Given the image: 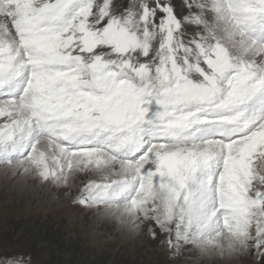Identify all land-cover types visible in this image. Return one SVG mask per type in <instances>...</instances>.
<instances>
[{
  "label": "snow or ice",
  "instance_id": "1",
  "mask_svg": "<svg viewBox=\"0 0 264 264\" xmlns=\"http://www.w3.org/2000/svg\"><path fill=\"white\" fill-rule=\"evenodd\" d=\"M0 167L264 264V0H0Z\"/></svg>",
  "mask_w": 264,
  "mask_h": 264
},
{
  "label": "rangeland",
  "instance_id": "2",
  "mask_svg": "<svg viewBox=\"0 0 264 264\" xmlns=\"http://www.w3.org/2000/svg\"><path fill=\"white\" fill-rule=\"evenodd\" d=\"M52 186L13 177L0 167V251L30 254L32 264H69L65 254L50 255L39 233L47 226L65 248L76 244L89 260L103 256L106 264H255L250 255L240 260L204 256L197 250L170 257L146 232L133 233L112 216L74 204L67 190L53 186V192Z\"/></svg>",
  "mask_w": 264,
  "mask_h": 264
},
{
  "label": "trees",
  "instance_id": "3",
  "mask_svg": "<svg viewBox=\"0 0 264 264\" xmlns=\"http://www.w3.org/2000/svg\"><path fill=\"white\" fill-rule=\"evenodd\" d=\"M39 233H41L47 246L49 248V253L51 256L58 255V253L67 255L66 260L69 264H106L108 261L102 257H95V259L89 260V256L85 255L83 248L81 249L76 244H70L65 248L64 242L61 238L54 237L55 232H53L52 227L41 226ZM123 264V263H119Z\"/></svg>",
  "mask_w": 264,
  "mask_h": 264
},
{
  "label": "bare ground",
  "instance_id": "4",
  "mask_svg": "<svg viewBox=\"0 0 264 264\" xmlns=\"http://www.w3.org/2000/svg\"><path fill=\"white\" fill-rule=\"evenodd\" d=\"M52 188V191L54 192V187L52 186L51 187ZM50 190V189H49ZM66 190V189H65ZM46 191V190H45ZM51 191V190H50ZM37 192H38V190H37ZM75 192V189L73 190V193ZM51 193V192H50ZM38 194H39V192H38ZM55 194V193H54ZM233 258H237V257H233ZM238 258L240 259V260H243V258H244V256H238Z\"/></svg>",
  "mask_w": 264,
  "mask_h": 264
}]
</instances>
